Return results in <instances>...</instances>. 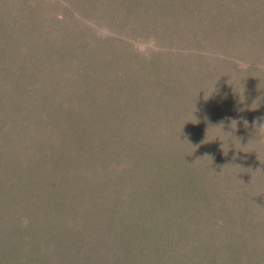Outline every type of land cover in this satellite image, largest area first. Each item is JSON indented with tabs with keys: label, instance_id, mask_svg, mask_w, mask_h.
<instances>
[{
	"label": "rangeland",
	"instance_id": "1",
	"mask_svg": "<svg viewBox=\"0 0 264 264\" xmlns=\"http://www.w3.org/2000/svg\"><path fill=\"white\" fill-rule=\"evenodd\" d=\"M0 199L69 264H264V0H0Z\"/></svg>",
	"mask_w": 264,
	"mask_h": 264
},
{
	"label": "trees",
	"instance_id": "2",
	"mask_svg": "<svg viewBox=\"0 0 264 264\" xmlns=\"http://www.w3.org/2000/svg\"><path fill=\"white\" fill-rule=\"evenodd\" d=\"M209 82L212 84V81H209ZM215 88H216V86H215ZM200 90L202 91V88ZM203 93H204V96H207V94L204 92V90H203ZM220 97H221V95L219 94V99H220ZM207 98L210 101L212 97L207 96ZM145 129H147V128L145 127ZM149 130H152V128H149ZM216 130H223V128L222 129L221 128L216 129ZM212 135H210L212 140L201 141L204 143H210L209 148H207L205 146V149L207 151V152H205V157L209 156L210 158H214L213 154L209 153V149H214L215 153H217L216 151H218V154L220 155L223 145L225 146L227 144V142H230V141H222V140H220L221 138H219V137H218V139H216V137L214 135L213 136ZM145 138H147V136ZM148 138H149V136H148ZM163 138H164L163 134L160 133L158 138H157V141H159L160 139H163ZM149 139L148 140L145 139L146 140V146H149V148H151V145L148 143ZM152 140L155 142V138ZM141 144L144 145L145 141H143V143H141ZM210 146H212V147H210ZM200 150H201V148L197 149V151H196L197 156H194L195 157L194 160L196 162L199 160V158L203 157V156H200V155H202V153L199 154ZM215 157H217V156H215ZM142 159L144 161H147V156L143 155ZM223 159L224 160H222V161L217 159V160H215V163H211L208 166L210 168L213 167L214 170L217 169L216 167L222 168L223 165H225V163H226V160L224 157H223ZM159 167H161V164L159 165ZM231 167H234V162L231 165ZM173 169H174V171L175 170L177 171L176 167H174ZM162 172H165V168L164 169L162 168ZM183 172H184V170H180V172L178 171L180 178L184 177L188 180V178L185 177V174ZM219 172L221 174H223V170L221 171L219 169ZM169 175H171V174H169ZM180 178H178L179 181L183 180ZM185 183H186V181H184L182 183L180 181V186L183 187L185 185ZM141 185L144 187V183H142ZM99 188H101V187H99ZM141 192L143 194L147 193V191H145V190H141ZM142 197L143 196L137 197L136 198L137 202H140V199ZM86 199L88 200V198H86ZM105 200L110 201L108 197H106ZM0 201H1V199H0ZM11 203H12V201H11ZM87 206H90L89 203H84V207L80 204L81 211H87L88 210ZM1 207L2 208L5 207V209L8 210L2 214L4 216H9V219H8V221H6L0 214V239H4L7 232H13L14 231V232H17V235H18V233H20L19 236L23 240L20 239L19 237H17L16 239L13 238V239H10V241H5V242L0 243V264H69V259H67V258H69V251H72V255H73V253L79 255V253H75L74 250H76L78 252L85 253V251H86L85 247L89 248V246H91V245L96 247V245H97L95 240H93L91 242L86 241L87 237H91L89 234L84 236L83 235L84 232H81V230L76 231V229L72 230L71 227H69V229H71L70 231L68 229L65 232L66 236L62 240L57 239L55 235H48L45 233L38 234V229H36L35 233H33V236L29 235V237H25L23 235V231L18 230V229L17 230L14 229V226L12 228V221L13 220L11 217L12 214L10 213L12 211V208L9 206H5V205L2 206V204H0V210H1ZM146 207H148V206H146ZM183 211L185 212V209H183ZM83 213H85V215H86L85 218L91 217V213L90 214L88 212H83ZM35 215H36V212H35ZM18 220H20V219H18ZM6 224H8L9 225L8 227H10V228H5ZM14 225H15V223H14ZM95 226H97V225L95 224ZM137 227H139V226H137ZM186 232L189 234H192L191 231H186ZM206 237L210 238L211 236L206 235ZM85 242H87L86 245H88V246H85ZM197 242H198V245L203 246L205 249L208 248L207 246H204V244L205 243L207 244L209 242H206L203 237H201V238L199 237ZM60 244H62V245H60ZM69 244H71V245H69ZM227 244L228 243L223 244L224 246L222 248L226 249ZM234 244H235V242H234ZM203 247H201V250L199 252L204 250ZM250 251H252V249L249 250V252ZM198 258H199V255L197 256V259ZM66 259H67V261H66Z\"/></svg>",
	"mask_w": 264,
	"mask_h": 264
}]
</instances>
